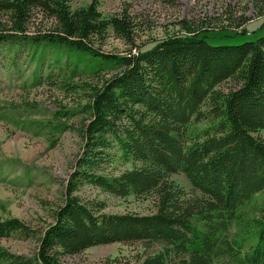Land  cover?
I'll return each mask as SVG.
<instances>
[{"label": "trees", "instance_id": "obj_1", "mask_svg": "<svg viewBox=\"0 0 264 264\" xmlns=\"http://www.w3.org/2000/svg\"><path fill=\"white\" fill-rule=\"evenodd\" d=\"M66 2L17 0L1 6L15 13L18 31L34 5L52 12L58 33L30 37L35 47L49 42L57 48L66 45L121 69L91 87L85 144L54 223L38 240V251L27 256L0 247V264H66L58 257L59 248L62 254H75L98 243L135 240L158 245L137 264H172L175 255L187 264H264V220L258 224L253 219L252 226L241 222L245 229L240 236L227 231L230 222L240 221L238 208L264 191V141L253 134L264 129V34L239 44H213L202 29L186 24L190 34H169L140 47L133 44L137 55H112L94 49L90 35L111 25L133 42L130 21L102 18L98 0L74 11ZM246 20L236 22L237 27L244 29ZM258 20L260 25L264 21ZM229 79L237 84L227 92L218 88ZM207 100L216 120L195 141L183 142L181 130L199 118ZM109 146L141 166L115 176L99 174ZM179 171L203 197L182 200V190L167 179ZM81 181L118 196L156 191L157 210L96 213L75 194ZM17 231L30 233L20 218H0V239Z\"/></svg>", "mask_w": 264, "mask_h": 264}, {"label": "rangeland", "instance_id": "obj_2", "mask_svg": "<svg viewBox=\"0 0 264 264\" xmlns=\"http://www.w3.org/2000/svg\"><path fill=\"white\" fill-rule=\"evenodd\" d=\"M8 1L17 0H0V35H8L0 39V218L18 217L30 233L17 231L4 236L0 247L32 256L38 251L43 230L54 223L55 212L66 198L67 180L81 156L83 125L90 118L86 105L91 87L101 85L121 67H112L105 59L78 49L69 50L66 45L57 48L49 42L46 47H35L29 43L30 37L58 33L56 18L46 8L34 5L22 18L24 28L15 30V13L1 6ZM91 1L68 0L66 4L74 11L86 8ZM97 9L102 18L117 16L130 21L134 43L111 25L101 34L90 35L88 40L94 49L112 55H137L139 50L133 44L140 47L145 41L151 44L169 34H190L186 24L197 31L202 29L201 34L213 44H239L264 34V21L260 25L262 20H258L264 19V0H98ZM246 17L244 29L237 27L236 22ZM236 84L235 79L224 80L218 88L227 92ZM200 110L199 118L180 132L185 143L195 141L216 120L210 115L214 108L209 100ZM253 134L264 141V129ZM106 151L108 156L100 164L99 174L115 176L141 166L135 158L125 160L116 146ZM167 179L182 190V200L204 196L180 171L172 172ZM75 194L99 214H148L158 207L156 191L118 196L81 181ZM236 214L240 223L230 222L227 230L233 237L245 229L241 222L252 226L249 222L253 219L258 224L264 220V191L240 206ZM255 229L257 226L250 230ZM157 247L139 240L109 241L75 254H62L59 248L58 257L66 264H137ZM172 260V264H187L178 255Z\"/></svg>", "mask_w": 264, "mask_h": 264}]
</instances>
